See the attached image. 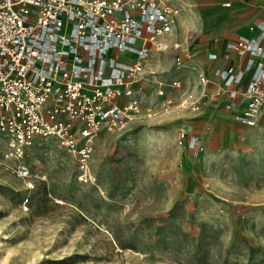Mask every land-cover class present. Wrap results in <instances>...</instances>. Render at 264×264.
I'll return each instance as SVG.
<instances>
[{
	"label": "rangeland",
	"instance_id": "rangeland-1",
	"mask_svg": "<svg viewBox=\"0 0 264 264\" xmlns=\"http://www.w3.org/2000/svg\"><path fill=\"white\" fill-rule=\"evenodd\" d=\"M164 2L183 9L172 39L192 49L205 38L204 12L193 0ZM176 52L146 64L136 117L99 132L88 177L52 138L28 149L27 182L0 165V264H264V117L248 126L226 113L221 83L212 77L203 89L194 70L172 86ZM187 90L202 95L199 110H165Z\"/></svg>",
	"mask_w": 264,
	"mask_h": 264
},
{
	"label": "built area",
	"instance_id": "built-area-1",
	"mask_svg": "<svg viewBox=\"0 0 264 264\" xmlns=\"http://www.w3.org/2000/svg\"><path fill=\"white\" fill-rule=\"evenodd\" d=\"M182 11L162 0H0V165L10 164L16 177L28 181L33 174L28 149L38 138H52L74 157L79 179L88 177L99 132L123 128L136 117L137 84L153 55L179 51V76L172 86L180 87L181 76L188 74L191 51L172 39ZM256 26L260 32L252 39L227 43L228 49L249 55L243 69L213 71L228 107L242 105L236 118L248 126L257 123L264 104V22ZM246 71L251 76L240 89ZM196 74V83L206 89L209 77ZM201 98L187 90L179 104L165 110L197 111ZM189 135L181 127L178 144L187 145ZM196 143L192 156L201 151ZM29 201L23 198L22 206Z\"/></svg>",
	"mask_w": 264,
	"mask_h": 264
},
{
	"label": "crops",
	"instance_id": "crops-1",
	"mask_svg": "<svg viewBox=\"0 0 264 264\" xmlns=\"http://www.w3.org/2000/svg\"><path fill=\"white\" fill-rule=\"evenodd\" d=\"M226 2H230V5L226 6ZM193 7L204 12L202 18L200 17L202 20L199 19L197 22H204L206 29L201 37L205 38L192 42V49H189L192 57L188 60L190 70L188 68L185 70L189 73L191 81H193L194 70L196 73L204 72L209 80L214 77L218 84H222L221 78L215 76L213 71L218 66L234 67L236 70L243 69L249 55L247 53L241 55L228 49L227 43L238 38L252 39L260 32L256 24L259 21L264 22V0H193ZM200 46L203 47L202 50L205 49L204 55L201 49L196 50ZM211 54H216V57H210ZM225 54L229 57L226 58ZM250 76L251 73L246 71L243 82L238 86L240 89H244ZM243 100L244 97L240 95L239 102L242 103ZM241 108L242 105L239 108L227 109L225 112L232 114ZM261 108L260 116L264 117V105ZM185 127L192 134L191 127ZM259 129H264V122Z\"/></svg>",
	"mask_w": 264,
	"mask_h": 264
},
{
	"label": "bare ground",
	"instance_id": "bare-ground-1",
	"mask_svg": "<svg viewBox=\"0 0 264 264\" xmlns=\"http://www.w3.org/2000/svg\"><path fill=\"white\" fill-rule=\"evenodd\" d=\"M162 1H164V0H162ZM264 105V104H263ZM261 110H262V108H261Z\"/></svg>",
	"mask_w": 264,
	"mask_h": 264
}]
</instances>
